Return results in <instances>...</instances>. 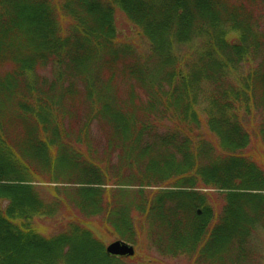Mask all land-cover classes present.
<instances>
[{
  "label": "trees",
  "instance_id": "1",
  "mask_svg": "<svg viewBox=\"0 0 264 264\" xmlns=\"http://www.w3.org/2000/svg\"><path fill=\"white\" fill-rule=\"evenodd\" d=\"M117 9L145 55L118 39ZM198 187L222 192L219 216ZM41 218L65 224L47 236ZM95 220L131 243L144 228L164 255L251 257L264 0H0V264H136L105 252Z\"/></svg>",
  "mask_w": 264,
  "mask_h": 264
},
{
  "label": "rangeland",
  "instance_id": "2",
  "mask_svg": "<svg viewBox=\"0 0 264 264\" xmlns=\"http://www.w3.org/2000/svg\"><path fill=\"white\" fill-rule=\"evenodd\" d=\"M114 23L116 28V33L118 39L120 41L127 42L131 44L135 50V52L139 55H145L148 49V41L145 36H143L136 25L131 23L121 11L118 9L114 12ZM183 51V50H181ZM259 61V59H258ZM256 62H252L251 64H241L239 68V73H244L247 71L252 70L256 66ZM252 66V67H251ZM239 75V74H238ZM261 162V161H260ZM51 186H55V183H47L42 182V187L53 193ZM124 186V185H123ZM130 189L133 188H142V189H154L156 187H136L129 185ZM200 190L202 193L206 194L209 204L211 205L212 209L214 210L215 215L219 216V212L222 209L224 200L222 192L216 188H196ZM57 215V214H56ZM90 227L97 235L101 238L102 243L107 245L108 243L119 240L114 236H110L101 232L98 228V224L100 221H92ZM65 224L64 218H59L56 220H49V219H38L35 222L36 227H38L39 231L44 233V235L49 236L50 234H54L59 232L61 228H63ZM139 234L136 236V241L134 243L128 242L134 247V262L136 264H237L235 262V251L231 250H220L218 255H208L204 246L202 250L205 251V254L200 253V249L192 252L188 251H178L177 249L170 247V252L168 255L161 254L159 250L155 246H152L151 243L149 244V239L145 233L144 228L143 230L141 227L138 228ZM127 242V241H126ZM159 245V243H158ZM250 248H251V257L247 260L241 262V264H264V229L259 232H255L252 234L250 239ZM179 249V248H178ZM172 251V253H171ZM211 254V253H210ZM208 255V256H207Z\"/></svg>",
  "mask_w": 264,
  "mask_h": 264
},
{
  "label": "water",
  "instance_id": "3",
  "mask_svg": "<svg viewBox=\"0 0 264 264\" xmlns=\"http://www.w3.org/2000/svg\"><path fill=\"white\" fill-rule=\"evenodd\" d=\"M105 251L115 256H132L135 252L133 246L123 240H115L108 243L105 246Z\"/></svg>",
  "mask_w": 264,
  "mask_h": 264
}]
</instances>
